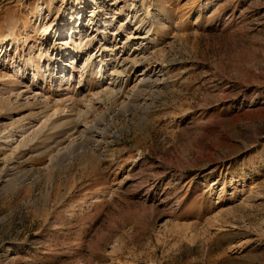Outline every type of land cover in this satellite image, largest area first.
Instances as JSON below:
<instances>
[{
    "label": "rangeland",
    "instance_id": "1",
    "mask_svg": "<svg viewBox=\"0 0 264 264\" xmlns=\"http://www.w3.org/2000/svg\"><path fill=\"white\" fill-rule=\"evenodd\" d=\"M0 264H264V0H0Z\"/></svg>",
    "mask_w": 264,
    "mask_h": 264
},
{
    "label": "bare ground",
    "instance_id": "2",
    "mask_svg": "<svg viewBox=\"0 0 264 264\" xmlns=\"http://www.w3.org/2000/svg\"><path fill=\"white\" fill-rule=\"evenodd\" d=\"M80 39V38H79ZM70 42H73V44L74 45H78V44H80V43H78V42H76V39L72 36L71 37V39L69 40ZM68 43V42H67ZM76 61V60H75ZM73 63H74V61H73ZM100 70H99V72L98 73H100V75L103 77L104 76V73H103V66L101 67V62H100ZM85 68V67H84ZM115 70V69H114ZM20 72V71H19ZM22 72V71H21ZM115 72H116V70H115ZM122 71L121 70H117V72H116V74H115V76L113 77L114 78V80H115V82H117V81H119L120 79H119V77L120 76H122L123 77V75H122V73H121ZM35 77H36V75H35ZM111 91H112V93L114 94V93H116V89H114V87L111 89Z\"/></svg>",
    "mask_w": 264,
    "mask_h": 264
}]
</instances>
